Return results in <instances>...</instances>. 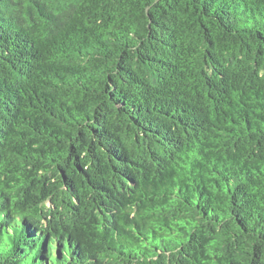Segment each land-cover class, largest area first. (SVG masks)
<instances>
[{"label": "trees", "instance_id": "trees-1", "mask_svg": "<svg viewBox=\"0 0 264 264\" xmlns=\"http://www.w3.org/2000/svg\"><path fill=\"white\" fill-rule=\"evenodd\" d=\"M0 264H264V0H0Z\"/></svg>", "mask_w": 264, "mask_h": 264}]
</instances>
